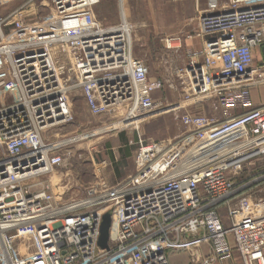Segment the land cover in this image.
I'll list each match as a JSON object with an SVG mask.
<instances>
[{"label": "built area", "instance_id": "built-area-1", "mask_svg": "<svg viewBox=\"0 0 264 264\" xmlns=\"http://www.w3.org/2000/svg\"><path fill=\"white\" fill-rule=\"evenodd\" d=\"M102 1L21 0L0 16V90L9 82L17 92L0 107V264H168V253L182 251L189 264H223L233 253L264 264V189L253 192L264 185V104L250 97L264 86V0H204L188 37L201 50L164 83L133 56L122 7L114 26L96 19ZM180 42L165 47L177 52ZM175 80L219 119L187 113L173 139L138 137L134 174L56 197L47 176L68 166L69 141L44 135L70 121L75 93L90 115L116 120L110 129L137 133L161 109L155 93ZM203 244L210 252L199 261Z\"/></svg>", "mask_w": 264, "mask_h": 264}, {"label": "rangeland", "instance_id": "rangeland-1", "mask_svg": "<svg viewBox=\"0 0 264 264\" xmlns=\"http://www.w3.org/2000/svg\"><path fill=\"white\" fill-rule=\"evenodd\" d=\"M20 3L21 0H0V8L15 9ZM120 7L133 28V56L147 65L150 79L171 82L173 70L185 63L189 51L184 47V42L192 39L188 37L193 36L198 12L205 8L204 0H183L177 5L169 4V0H103L96 9V17L104 26H114L119 22ZM185 7L189 9L191 19L184 21L185 30L170 36L179 39L181 47L177 52L168 51L165 40L169 39V27H174L178 19L182 18ZM173 15H177L174 23ZM258 92L264 102V88H259ZM16 97V90L8 82L0 90V107L13 102ZM154 99L162 102L160 111L142 123L136 133L130 129H110L116 120L104 115H90L80 94L75 93L72 97L70 121L44 135L45 138L57 141H69L63 147V151L69 156L68 166L47 176L50 184L59 188L57 198H74L98 180L115 184L134 174L138 137L145 142L173 139L184 131L182 119L187 113L219 119L211 111L209 100L193 101L188 98L177 80L173 88L165 85L161 91L156 92ZM258 103L261 104V101ZM256 167L257 163L253 162L242 169L240 176L245 182L252 180L257 173ZM260 189H264V185L255 188L253 192L258 193ZM64 192L66 194L63 195ZM23 241L25 247L31 246L30 238ZM21 250L24 251L23 248ZM171 254L174 259L170 260V264L171 261L175 264H187L188 252ZM167 257L168 262L169 253Z\"/></svg>", "mask_w": 264, "mask_h": 264}, {"label": "crops", "instance_id": "crops-1", "mask_svg": "<svg viewBox=\"0 0 264 264\" xmlns=\"http://www.w3.org/2000/svg\"><path fill=\"white\" fill-rule=\"evenodd\" d=\"M181 2H183V0H178V1L169 0V4H172V5H174V4L177 5L178 3H181ZM97 7L94 9L95 17H96V9H97ZM185 8L183 10L182 18L180 20L178 19V21L176 22L177 24L174 27H169V38H175V37H170V36H174L176 33L180 32L182 30H185L184 21L191 19L190 15H189V9H187V8L185 9ZM12 10H14L13 7L11 9H9V8H3V9L0 8V16H6ZM96 19H97V17H96ZM174 19H177V15L176 16L173 15V21H172L173 23L175 22ZM184 47H186L187 51H191V50L192 51H200L201 50V42L197 38H192V39L184 42ZM259 88H264V86L263 87L254 88V89H252L250 91L251 102H252L253 106H255V107L259 106L261 104H264V102L259 97V92H258ZM260 101H261V104L258 103ZM255 103H257V104L255 105ZM209 252H210L209 246L207 244H203L198 249V251L196 252V256H197L198 260L201 261V260H203L204 258H206L208 256ZM173 256H174L173 254L169 253L168 264H170V260L174 259ZM190 256H191V254L188 253L187 254V264H189ZM167 259H168V257H167ZM171 264H175V262L171 261ZM223 264H241V262H240V259H239L238 255L236 253H233L232 258L229 261H227V262H225Z\"/></svg>", "mask_w": 264, "mask_h": 264}, {"label": "water", "instance_id": "water-1", "mask_svg": "<svg viewBox=\"0 0 264 264\" xmlns=\"http://www.w3.org/2000/svg\"><path fill=\"white\" fill-rule=\"evenodd\" d=\"M109 228H110V216L109 214H105L102 217V222L100 226V237L98 240V246L101 249L107 248V242L109 239Z\"/></svg>", "mask_w": 264, "mask_h": 264}]
</instances>
